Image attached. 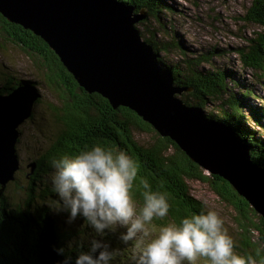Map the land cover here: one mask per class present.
Returning <instances> with one entry per match:
<instances>
[{
  "label": "trees",
  "instance_id": "1",
  "mask_svg": "<svg viewBox=\"0 0 264 264\" xmlns=\"http://www.w3.org/2000/svg\"><path fill=\"white\" fill-rule=\"evenodd\" d=\"M119 1L134 6V12L145 8L147 15L156 18L163 11L162 0ZM242 19L264 28V0H250ZM143 39L153 47L158 57L160 48L167 50L165 48L167 45L163 42H160L162 47H159V42L151 37L145 36ZM4 40L19 47L36 61L43 82L59 93L61 106L54 107V117L60 127L50 140L49 146L32 161L36 165L33 171L28 172L30 183L20 187L27 196L23 204L25 208L21 206L10 210L0 208V264H58L64 257L57 255L53 251V246H66L69 240H78L80 237H83L84 244L81 250H87V241L92 235L90 229L81 226L74 231L66 229L64 224L60 226L51 211L47 207H42L43 204L35 205L33 199L36 198L35 194L44 198V193L49 190L47 187L36 192L35 183L40 181L37 179L42 172L52 170L50 161L53 158L64 154H76L94 144L124 150L137 163L138 175L135 182L137 186L133 188L132 196L139 206L143 203L142 188L138 187L140 178H146L153 190L167 194L169 214L163 220L154 219L158 223H178L185 215L199 212L202 208L207 210L205 204L190 193L187 182L194 178L207 181L219 199L228 204L234 212L233 221L240 232L235 236L236 240L233 239L235 252L252 256L256 264H264V219L255 213L227 181L216 175H205L174 141L169 137L160 136L149 123L143 121L129 108L123 106L113 108L101 95L88 93L79 87L40 37L20 25L6 21L0 15V48ZM244 42L234 50L241 64L261 72L260 75L264 76V32L249 37ZM157 59L163 67L172 69L174 84L190 88L189 91L182 92V99L187 104H194L203 109L204 104L221 94L226 96V93L227 95L229 93L228 75L225 72L200 69V61L209 60L206 57L202 56L200 61L199 58H183L184 64L181 66L185 67L184 70L177 65L166 64L160 58ZM23 81L37 86L34 80H19L10 76L4 86H0V93L8 92ZM249 95L257 97L251 87H247L243 95L234 96L229 93L224 107H221L220 115H216V118L229 126L239 140L249 145L252 160L264 167V110L261 106H249L252 120L261 126L260 133L244 125L246 116L240 111L239 104L244 103ZM33 108L34 106L30 116L33 115ZM207 116L213 115L210 113ZM139 130L151 136L149 143H140L135 138V131ZM2 191L0 202L3 203ZM119 233L118 229L116 233H110L105 237V242L110 248L116 250L115 259L118 260L122 259L118 251V247L122 246L118 239ZM70 254L74 260L77 252L72 251Z\"/></svg>",
  "mask_w": 264,
  "mask_h": 264
},
{
  "label": "water",
  "instance_id": "2",
  "mask_svg": "<svg viewBox=\"0 0 264 264\" xmlns=\"http://www.w3.org/2000/svg\"><path fill=\"white\" fill-rule=\"evenodd\" d=\"M0 15L40 37L79 87L135 112L201 169L227 181L264 219V167L229 126L175 97L190 88L174 84L172 69L158 65L142 39L135 24L146 17L145 8L134 12L119 0H0ZM39 97L37 86L24 81L0 93V193L19 169L17 126ZM29 165L33 171L36 163Z\"/></svg>",
  "mask_w": 264,
  "mask_h": 264
},
{
  "label": "rangeland",
  "instance_id": "3",
  "mask_svg": "<svg viewBox=\"0 0 264 264\" xmlns=\"http://www.w3.org/2000/svg\"><path fill=\"white\" fill-rule=\"evenodd\" d=\"M249 1L162 0L163 11L160 12L158 18L146 14V17L138 21L135 26L139 30L142 39L145 36H149L159 42V47H162V42L167 45L165 47L167 50L160 48L159 58L162 62L177 65L184 70L185 67L181 66V64H184L183 58H199L200 61L203 56L209 60H201L200 69H215L225 72L228 75L227 83L229 85L227 90L229 93L234 96L243 95V91L247 87H251L257 97L247 96L245 102L239 104L240 111H243L246 116L244 125L260 133L262 131L261 126L255 120H252L249 114V106H261L264 110V76L260 75L261 72L243 66L238 54L234 52L235 47L244 44V41L249 37L252 38L259 33L261 34L262 31L264 32L262 26L242 19ZM161 64L160 62L158 63V65ZM37 65L36 61L31 59L19 47L9 41H3V46L0 48V86H4L7 78L14 76L19 80L29 79L36 81L40 93V97L33 105V115L20 122L17 126L19 135L15 145L19 157V169L15 172V179L8 181L2 191L3 203L0 202V208L3 207L6 210L17 206L25 208L23 204L26 202L27 196L20 187L30 183L28 172L31 168L29 164L44 152V149L49 146L50 140L60 127L54 117V107L61 106V97L58 92L43 82L42 73L37 68ZM184 91L189 90H182V92ZM228 95L227 93L226 96L221 94L217 96L218 98L204 104V114L207 116L212 113L213 116L207 117L218 121L216 115H220L221 107H224L223 105H225V99L229 97ZM175 97L180 98L186 105L197 106L187 104L182 99V93ZM135 138L140 143L147 144L151 136L139 130L135 131ZM51 173L52 170L42 172L39 175L37 180L40 181L35 183L36 192H40L41 189L47 187L49 190H46V193L43 192L44 198L37 197L35 194L36 198L33 199L35 205L40 203V205H44L42 207H47L46 204L56 198L51 190ZM203 173L207 176H213L205 170H203ZM187 182L190 193L196 199L202 201L207 210L211 209L217 212L223 219L224 227L227 229L228 234L236 240L235 236H238L240 232L234 224L232 208L219 199L207 181L194 178ZM137 206L139 207L138 204ZM52 214L59 225L62 226L64 224V227L68 230L75 231L77 228L84 226V222L80 217L68 224L66 223L67 213ZM166 223H158L153 220L146 227L154 235L160 226ZM119 231L121 232L123 229H119ZM89 232L91 233V230ZM91 234L93 235V233ZM92 235H90L89 239ZM118 248L122 259H115L113 264L124 262L133 264L134 257L139 255V249L136 248L134 241H130L127 245L122 244ZM199 264H205V262L200 261Z\"/></svg>",
  "mask_w": 264,
  "mask_h": 264
},
{
  "label": "clouds",
  "instance_id": "4",
  "mask_svg": "<svg viewBox=\"0 0 264 264\" xmlns=\"http://www.w3.org/2000/svg\"><path fill=\"white\" fill-rule=\"evenodd\" d=\"M50 167L56 198L46 206L54 214L67 213L68 224L82 218L93 233L86 251L81 250L83 237L69 240L66 246H53L64 257L58 264H113L116 250L105 237L118 229H123L118 236L122 244L134 241L139 249L133 264H256L252 256L235 252L223 219L211 209L163 224L151 234L146 225L169 214L168 196L140 178L143 203L137 206L132 190L137 186L138 165L124 150L94 144L53 158ZM72 251L77 252L74 260Z\"/></svg>",
  "mask_w": 264,
  "mask_h": 264
}]
</instances>
